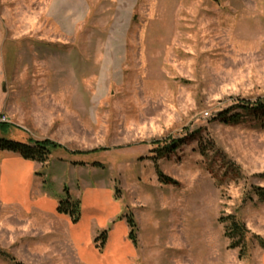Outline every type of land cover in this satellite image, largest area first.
I'll return each instance as SVG.
<instances>
[{
    "label": "rangeland",
    "instance_id": "obj_1",
    "mask_svg": "<svg viewBox=\"0 0 264 264\" xmlns=\"http://www.w3.org/2000/svg\"><path fill=\"white\" fill-rule=\"evenodd\" d=\"M259 99L264 0H0V139L58 146L35 167L61 198L111 192L136 223V264H264V128L216 120ZM18 165L4 162L2 195L25 185ZM8 217L0 264H81L63 222L21 236ZM233 220L249 233L242 257Z\"/></svg>",
    "mask_w": 264,
    "mask_h": 264
},
{
    "label": "crops",
    "instance_id": "obj_2",
    "mask_svg": "<svg viewBox=\"0 0 264 264\" xmlns=\"http://www.w3.org/2000/svg\"><path fill=\"white\" fill-rule=\"evenodd\" d=\"M8 160L19 162V171L25 175V185L23 188L20 186L13 195L5 196L0 192V209L9 215V222H19L21 236H29L28 230H33L38 220L49 217L57 223L65 224V231L81 264H109L115 260L119 264H136V250L128 239L127 223L125 219L120 218L123 216L122 208L112 199L111 192L88 187L81 195H77L81 202V212L78 222L74 224L68 216L57 213L61 193H54L52 185L50 186L46 179L40 184L36 182V175L39 174L35 167L36 162L26 161L19 156L5 157L0 166V178L4 172V162ZM92 194L104 196V209L98 204H89ZM13 225L14 223H11L12 228ZM109 225L111 228L107 234L105 249L101 253L94 241L102 231L108 230ZM33 232L31 231L30 235ZM113 246H116L117 253L111 251Z\"/></svg>",
    "mask_w": 264,
    "mask_h": 264
},
{
    "label": "trees",
    "instance_id": "obj_3",
    "mask_svg": "<svg viewBox=\"0 0 264 264\" xmlns=\"http://www.w3.org/2000/svg\"><path fill=\"white\" fill-rule=\"evenodd\" d=\"M235 110H238L239 113H233ZM241 113V114H240ZM254 116L257 118L261 126L264 128V100L256 101H242L237 103L233 107L229 108L227 111H224L217 115L216 120L220 121L223 124L231 125L236 124L240 121L243 116ZM7 127V126H6ZM183 140H172L169 145L163 149L162 154H158L157 159L166 156L170 153H173L179 146L183 145ZM58 146H52L49 142H33L29 141L27 143L16 142L10 140L0 139V151L9 152L19 155L22 159L26 161L36 162L38 164L44 165L50 158L52 150L57 149ZM162 151V150H161ZM83 165V163L79 164ZM93 166L100 167L98 163H93ZM158 180L165 185H176L177 183L163 175L160 171H157ZM63 198L60 199L57 207V213L70 217L73 223L78 222L81 212V202L80 200H74L66 187L63 189ZM257 196L259 201L264 203V189L257 190ZM232 219V217H231ZM125 220L129 229L128 239L132 244L136 245V223L131 215H125ZM230 230V231H229ZM106 231H103L99 237L95 239V243L99 242V249H102L106 241ZM248 231L245 227L238 223L237 221L232 222L230 229H226V236L230 240L235 242L230 245L231 248H240V256L246 254V244L245 241L248 236ZM258 240L260 246L264 249V240L255 237ZM0 255H2L0 253ZM15 264H22L15 262Z\"/></svg>",
    "mask_w": 264,
    "mask_h": 264
}]
</instances>
